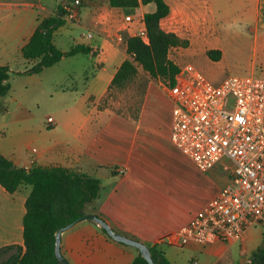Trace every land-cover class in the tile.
Segmentation results:
<instances>
[{
	"label": "crops",
	"instance_id": "obj_1",
	"mask_svg": "<svg viewBox=\"0 0 264 264\" xmlns=\"http://www.w3.org/2000/svg\"><path fill=\"white\" fill-rule=\"evenodd\" d=\"M165 1L171 16L161 21L162 29L172 20L189 21V30L194 26L190 20L203 21L206 31L198 33L195 45L199 49L211 46L210 50L223 54L210 0ZM245 1L248 4L240 15L249 20L254 41L264 50V0ZM60 7L65 11L75 8L78 17L71 21L64 16L65 24L54 33L55 46L63 52L83 46L90 52L64 57L39 74H22L31 65L22 58L21 49L38 20L56 15ZM153 11V4L132 12L111 7L108 0H79L76 7L74 0H0V67H8L10 75L20 80L15 84V79L12 83L9 79L10 91L0 99V155L26 170L59 167L97 178L99 198L87 213L99 215L120 235L148 247L159 244L170 264H176L165 251L171 245L161 240L187 224L217 195L227 184V175L220 167L199 171L174 146L171 110L166 128L161 115L150 110L157 97L152 86L159 85L149 83L141 108L128 116L133 119L99 108L118 68L128 58L125 41L118 43L116 37L136 36L144 28L143 15ZM127 16L132 19L128 24ZM64 35L69 37V46L58 47L56 39ZM78 58H83L84 67L80 82L75 81L73 71L56 75L60 66ZM44 99L56 111L41 117L39 103ZM67 99L70 104L65 103ZM48 118L53 119V126ZM115 169L124 173L117 174ZM30 190L23 186L9 194L0 186V248H24L22 222ZM256 236L250 229L240 242L191 244L181 249L193 264H247L260 245ZM132 249L108 238L90 220L79 221L60 239L61 254L69 264H132L136 257Z\"/></svg>",
	"mask_w": 264,
	"mask_h": 264
},
{
	"label": "built area",
	"instance_id": "obj_2",
	"mask_svg": "<svg viewBox=\"0 0 264 264\" xmlns=\"http://www.w3.org/2000/svg\"><path fill=\"white\" fill-rule=\"evenodd\" d=\"M78 5L79 0H74V7ZM65 17L75 21V8L67 9ZM124 21L128 24L132 19L127 16ZM174 23L185 24L182 28L188 30L185 22ZM136 36L148 44L144 28ZM115 41L124 39L118 35ZM166 95L172 105L174 146L199 171L220 167L230 182L161 242L182 248L242 241L253 227H264V77L230 76L215 85L186 64ZM47 122L54 125L52 118Z\"/></svg>",
	"mask_w": 264,
	"mask_h": 264
},
{
	"label": "trees",
	"instance_id": "obj_3",
	"mask_svg": "<svg viewBox=\"0 0 264 264\" xmlns=\"http://www.w3.org/2000/svg\"><path fill=\"white\" fill-rule=\"evenodd\" d=\"M108 4L132 12L140 6L153 4L154 11L144 14L142 19L148 44H144L137 36L125 38L128 58L118 68L104 99L112 90L122 91L130 85L139 69L150 78L161 79L171 86L180 68L169 58L170 51L174 48L185 49L189 42L162 29L161 21L170 14L166 1L108 0ZM65 14V9L60 7L56 15L38 20L35 32L21 49L22 58L31 65L22 74H39L64 57L90 52V48L83 46L70 48L66 52L55 46L54 33L65 24ZM205 55L212 62H219L222 57L219 50H209ZM9 77V68L1 66L0 99L10 91ZM115 112L124 115L123 111ZM0 186L9 194L23 186L31 189L25 202L26 212L22 222L24 248L18 245L0 248V264H61L54 255L55 232L68 224L78 223L79 218L87 213V209L99 198L101 190L97 178L78 170L38 166L26 170L15 166L2 155ZM100 230L110 238L103 229ZM148 248L155 264H170L159 244ZM132 264L148 263L138 252ZM247 264H264V231L260 245L251 253Z\"/></svg>",
	"mask_w": 264,
	"mask_h": 264
},
{
	"label": "rangeland",
	"instance_id": "obj_4",
	"mask_svg": "<svg viewBox=\"0 0 264 264\" xmlns=\"http://www.w3.org/2000/svg\"><path fill=\"white\" fill-rule=\"evenodd\" d=\"M210 2L216 17V30L222 43L223 54L221 60L219 62H212L207 58L205 53L211 49V46H205L202 49L197 48L195 45V37L198 36L200 31H206V26L204 27L203 21L198 22L190 19L189 20L194 23V26L190 30L189 27L188 30L182 28V25L185 24H175L174 20L171 21L172 24L170 26L169 24L167 25V23L163 25L165 31H174V33L176 32L180 34V37L189 39V45L187 48L172 49L169 58L179 68L186 64L192 65L199 70L208 81L215 85L220 84L230 76H246L254 74L256 76L264 77V50L263 48L261 49L258 43H255L251 31L252 25L249 20L242 18L240 15V11L247 6V1L244 0L241 3L235 0H210ZM169 16H171V12ZM185 23L188 24L189 21ZM192 33L197 34L189 35ZM187 35H189V38L186 37ZM69 41V37L64 35L56 39V45L58 47L67 48L69 46ZM69 61L70 62L60 66L56 75H62L65 72L73 71L75 74V81L80 82L82 71H84V67L82 66L83 58L72 59ZM10 76L9 79L11 83L13 82V79H15V84L17 81H20L13 75ZM70 82L73 83L71 80ZM151 82L155 85H159V87L152 86L151 90L157 97L150 105V110L156 111L161 115L160 121L164 128L169 127L171 103L165 96L169 84L161 79L150 78L141 69L138 70L134 81L124 90H112L107 94L108 97L106 99L103 98L100 101L99 108L108 109L110 111H123L126 119H133L128 116L134 115L141 108L144 94ZM65 103L70 104L71 100L67 99L65 100ZM39 107L41 117L46 116L47 113H53L56 111L46 99L40 101ZM226 175V183H229V175ZM263 231V226H255L251 229L252 233L257 234V238H255L259 240V243H261ZM184 250L185 249L171 246L165 247L168 256H170V259L173 262H176V264H179L180 262L182 264H193L191 258L187 257ZM137 254L138 252L136 251V255Z\"/></svg>",
	"mask_w": 264,
	"mask_h": 264
},
{
	"label": "water",
	"instance_id": "obj_5",
	"mask_svg": "<svg viewBox=\"0 0 264 264\" xmlns=\"http://www.w3.org/2000/svg\"><path fill=\"white\" fill-rule=\"evenodd\" d=\"M82 220H91L94 223H96L101 229L105 231V233L115 242L124 244L126 246L132 247L136 249L141 257L148 263V264H155L151 257L150 249L144 245L143 243L136 241L134 239L125 237L123 235H120L116 232H114L111 227L100 217L91 214V213H85L82 217L79 218V221ZM72 224H68L60 229H58L55 234V245H54V255L55 258L61 263V264H69L66 259L62 256L60 251V239L63 232L68 230L70 227H72Z\"/></svg>",
	"mask_w": 264,
	"mask_h": 264
}]
</instances>
